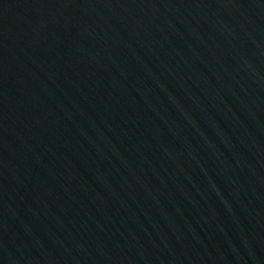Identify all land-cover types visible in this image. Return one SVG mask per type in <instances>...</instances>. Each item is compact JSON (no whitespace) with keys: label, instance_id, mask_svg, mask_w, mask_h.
<instances>
[{"label":"water","instance_id":"obj_1","mask_svg":"<svg viewBox=\"0 0 264 264\" xmlns=\"http://www.w3.org/2000/svg\"><path fill=\"white\" fill-rule=\"evenodd\" d=\"M0 264H264V0H0Z\"/></svg>","mask_w":264,"mask_h":264}]
</instances>
